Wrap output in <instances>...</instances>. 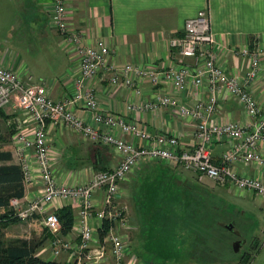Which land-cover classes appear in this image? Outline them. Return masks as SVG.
<instances>
[{
    "label": "built area",
    "instance_id": "built-area-1",
    "mask_svg": "<svg viewBox=\"0 0 264 264\" xmlns=\"http://www.w3.org/2000/svg\"><path fill=\"white\" fill-rule=\"evenodd\" d=\"M68 13L67 0H52L51 22L79 59L72 93L54 99L46 83L28 82L11 67L0 64V108L14 101L26 116L27 125L18 127L12 136L24 184L39 180L41 185L36 195L12 198L9 207L21 221L38 220L51 234L45 249L52 258L67 253L69 263L103 264L109 243L115 264H124L134 225L128 206L120 202L122 182L144 160L170 163L195 173L199 180L208 178L243 195L253 192L264 199V176L242 175L236 169L238 164L264 169V152L260 149L264 143V110L252 91L264 50L244 49L242 54L251 60L248 70L243 76L230 75L219 62L210 11L205 8L186 20L182 35L170 40L177 60L166 67L119 64L112 61V50L105 38L87 43L81 31L71 29ZM104 76L109 77L111 85L133 89L137 95L142 94L140 83L147 82L156 88L171 83L180 91L194 87L206 96L188 104L156 92L141 103L129 104L127 113L120 114L103 109L95 89L89 85L90 80ZM221 98L238 100L249 118L259 119L252 122L217 119ZM167 107L194 123L192 145H184L175 134L151 131L146 124L132 119L135 113L156 114ZM80 108L91 114V121L77 113ZM53 125L77 131L87 142L110 146L119 157L118 163L111 168L92 170L84 182L60 183L53 169L49 142ZM223 142L231 147L216 159L213 147ZM99 191H103L101 203L96 198ZM63 199L73 200L77 207L73 224L76 237L61 233L56 205ZM92 219H97L98 224L93 225ZM106 219L111 227L104 245L95 248L92 246L95 236Z\"/></svg>",
    "mask_w": 264,
    "mask_h": 264
},
{
    "label": "crops",
    "instance_id": "crops-1",
    "mask_svg": "<svg viewBox=\"0 0 264 264\" xmlns=\"http://www.w3.org/2000/svg\"><path fill=\"white\" fill-rule=\"evenodd\" d=\"M3 1L10 3L11 10L5 8L4 13L0 12L1 26H7L5 30L0 27L2 31V33L0 31V64L11 67L28 82L46 83L49 94L54 99H61L72 93L75 77L80 68L79 59L77 53L71 50L64 36L51 22L52 0ZM67 7L70 28L81 31L87 43L97 38H105L112 50V61L119 64L135 63L166 67L177 60L178 54L170 45V40L182 35L186 20L205 8L210 11L219 62L230 75L243 76L248 70L251 60L242 54L244 49L264 50V0H67ZM2 38L8 42V46L1 42ZM29 41H35L37 44L32 43L27 47L26 42ZM13 42L15 44H12ZM89 83L95 89L100 106L120 114L127 113L129 104L141 103L151 98L156 92H163L188 104L206 96L204 92L194 87L180 91L171 83H162L156 88L147 82H141V95L122 85H111L107 76L94 78ZM252 91L264 110V54L258 76L252 84ZM21 111L16 102L12 101L4 108H0V122L4 127H13L16 130L20 126H26V117L24 118ZM77 113L91 121L90 113L81 108L77 110ZM216 116L221 121L252 122L259 119V117L249 118L238 100L222 98L217 107ZM132 119L146 124L151 131L175 134L186 146L195 142L194 123L176 115L170 107L163 108L156 114L135 113ZM49 142L52 147L53 169L60 183L84 182L91 176L92 170L111 168L119 161L118 155L110 146L87 142L81 133L66 127L51 126ZM230 147L231 144L228 142L214 145V157L220 159ZM260 149L264 152V143ZM3 150L10 151L12 159L2 160L0 165L19 164L14 154L12 137L8 143L0 142V151ZM32 160L36 165L34 158ZM179 169L181 167L170 163L144 160L138 169L122 182V196L127 198L128 213L134 225L131 230L130 252L125 257L124 264L213 263L211 262L213 259H209L202 251L208 252L209 246L198 249L202 252L196 251L191 256L185 254L179 258H159V254H152V251L163 249L186 251L191 241H195L196 234L175 228V231H169V238H165L161 226L155 225L153 228L146 226L147 224H145L146 228L143 226L140 218L148 219L151 216L142 217L138 209L132 212L134 210L132 206H137L135 202L140 200V202L143 201L144 213L146 214L147 211L149 214L145 204L162 194L158 191L153 192L154 185L168 186L171 182H174L173 186L176 187L184 185L187 196L188 193L189 195L195 193V197H201L202 202L207 200L205 196L208 198L218 196L221 203L235 206L236 203H233L226 195L229 191L226 187L229 186L220 185L214 181L220 186L218 187L221 190L220 196L211 188L203 186L205 180H199L191 171L189 172L199 183L195 184L181 177ZM236 169L242 175L264 176V169L254 165L238 164ZM160 180H164V183L161 184ZM40 188V181L36 180L28 186L25 185V194L31 197L36 195ZM143 189H150L151 192L142 191ZM229 189L235 196H243L236 189L231 187ZM96 198L101 203L103 191H99ZM261 200L263 203L264 200ZM65 206L72 207L76 214L77 207L73 200L63 199L56 205L57 209ZM262 208L264 209V206ZM169 214L172 215L171 212ZM92 223L97 225L98 220L92 219ZM68 233L73 237L77 235L73 227ZM104 241L105 239H100L98 231L92 246L101 247ZM45 248L39 249L38 254L42 257L69 263L67 253L52 258ZM103 264H115L110 252V244L106 245V259Z\"/></svg>",
    "mask_w": 264,
    "mask_h": 264
},
{
    "label": "rangeland",
    "instance_id": "rangeland-1",
    "mask_svg": "<svg viewBox=\"0 0 264 264\" xmlns=\"http://www.w3.org/2000/svg\"><path fill=\"white\" fill-rule=\"evenodd\" d=\"M5 8L10 9V3L8 1L2 0L0 2V12L4 13L6 11ZM9 14L10 12L8 10V16ZM1 25L2 24L0 23V27L3 30L7 28V26L5 27ZM1 42H3V44L5 45L8 44V42H6L3 38L1 39ZM32 43L37 44L35 41H29L26 42L27 47L28 45L30 46V44ZM12 44H15V42H13ZM21 113L25 118V114L22 111ZM178 171L181 177L183 176L191 182L193 181V183L195 184L199 183L197 179L188 170L181 168ZM204 180L205 181L202 184L203 186L211 188L218 195L221 196V190L218 189V187H220L219 185L215 184L213 180H209L208 178H205ZM163 181L160 180V183H164ZM173 183L171 182V184L168 186H166V184L154 185V187L151 186V188L153 187V192L158 191L162 193L164 192V189L168 188L169 186L172 187L171 190H175L174 193L178 197L179 202L177 209L179 216L182 217L184 220V223L181 224L184 230H186V226L188 227L191 224L192 227H197L201 223L204 232L206 231L205 228L208 227L207 232L210 235L209 245H211L210 249H208V252L210 256H212L210 257L207 251L202 250L205 252L204 254L209 257V259H213L211 261L213 263L208 264H264V209L262 208V206H264V201L262 203V197L253 192L248 193L247 195H243L241 197H237L232 193V190L229 189V187H226L229 190L227 192L228 194L226 195L233 203H236L234 204L235 206H231V204L228 203H221V199L217 196L218 198L212 197L213 200L211 199L208 202L205 201V203L195 209L196 206L192 208L186 205V201L188 200V198L195 196V193H192L190 195L188 193L187 196V191H185L184 185L181 184L176 187L173 186ZM175 184L177 185V182ZM142 191H147L148 193L151 192L150 189H143ZM204 198L210 199V197L208 198L206 196ZM120 202L122 203V205L129 204L127 203V198L125 196H122ZM135 203L137 204V206H132L134 209L132 210V212H136V210L138 209L142 217L151 216L150 214H147V211L146 214L144 213V205L142 204L143 201L140 202L139 200ZM150 219L151 218H140L141 222L143 221L144 227L145 224H147L146 226H152ZM229 224H232V227H229ZM47 234L48 232L43 229L40 222L38 220L33 219L28 221L18 220L16 222H11L6 229V237L8 239L25 238L34 241L35 243H41V247L48 246L49 239ZM237 240L243 241L240 252H236L233 247V243ZM108 244L109 243H107L106 245ZM252 246H256L254 247V250ZM202 251L199 250L198 252ZM246 251L252 252L251 259L247 263H240V254H244V252Z\"/></svg>",
    "mask_w": 264,
    "mask_h": 264
},
{
    "label": "trees",
    "instance_id": "trees-1",
    "mask_svg": "<svg viewBox=\"0 0 264 264\" xmlns=\"http://www.w3.org/2000/svg\"><path fill=\"white\" fill-rule=\"evenodd\" d=\"M15 132V128H9L8 126L4 127V125L0 122L1 144L8 143ZM9 159H12V153L10 151H0V161ZM171 189L172 187L165 188L161 196L158 195L155 197L157 199L145 204L147 210L150 212L149 214L151 215L150 221L152 223V228L155 225L157 227L161 226L163 235L164 237L166 236L165 238H169L168 233L171 230L175 231L177 228L178 230H184V228H182L181 226V224L184 223V220L179 216L177 209V206L179 205L178 197L176 196V194H173L175 190ZM25 192L26 190L24 184V172L21 165H0V264H75L42 257L38 254L41 243H35L34 241L25 238L8 239L6 237V229L9 224L11 222L20 220L17 216H15L14 212L9 207L10 200L15 197H24ZM211 199L213 200V198L210 197V199H207L206 201L208 202ZM203 203H205V201L202 202L201 197L196 198L195 196L188 198V200L186 201V205H188V207L190 206L193 208L196 206L195 209L200 207ZM170 212L172 213L171 216L169 214ZM56 213L61 222V233L67 234L72 230L74 223V212L72 207L65 206L61 209H58ZM174 215L177 219H175ZM190 226H186L185 228L188 232H191L193 234L195 233L196 239L194 242L191 241L188 250L180 251L173 249H163L159 251H152V254H159V258L166 257V259H170L172 257L179 258L180 256L185 254L191 256L192 254H195L196 251H199L198 249H200L201 247L208 248L209 246L210 248V235L207 232L208 227L205 228L206 231L204 232L201 223L197 227L191 226L190 228ZM110 227V220L106 219L104 221L102 229L99 230L101 240L105 238ZM47 236L49 239L51 237V234L48 233ZM254 247L252 246L253 250L255 249ZM251 256V251H246L244 252V254H240V263L249 262Z\"/></svg>",
    "mask_w": 264,
    "mask_h": 264
},
{
    "label": "water",
    "instance_id": "water-1",
    "mask_svg": "<svg viewBox=\"0 0 264 264\" xmlns=\"http://www.w3.org/2000/svg\"><path fill=\"white\" fill-rule=\"evenodd\" d=\"M230 225H231V224H230ZM230 225H229V226H230ZM230 227H232V225H231ZM242 243H243V241H241V240H237V241H235V242L233 243V247H234V250H235L236 252H240Z\"/></svg>",
    "mask_w": 264,
    "mask_h": 264
},
{
    "label": "flooded vegetation",
    "instance_id": "flooded-vegetation-1",
    "mask_svg": "<svg viewBox=\"0 0 264 264\" xmlns=\"http://www.w3.org/2000/svg\"><path fill=\"white\" fill-rule=\"evenodd\" d=\"M230 226H231V225H230ZM230 226H229V227H230Z\"/></svg>",
    "mask_w": 264,
    "mask_h": 264
}]
</instances>
